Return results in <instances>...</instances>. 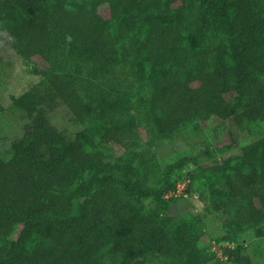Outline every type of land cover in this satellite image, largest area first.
I'll return each mask as SVG.
<instances>
[{
	"label": "trees",
	"instance_id": "1",
	"mask_svg": "<svg viewBox=\"0 0 264 264\" xmlns=\"http://www.w3.org/2000/svg\"><path fill=\"white\" fill-rule=\"evenodd\" d=\"M0 27L23 59L47 62L12 100L35 134L0 157V264H264L262 134L193 162L197 198L225 218L220 243L256 233L220 247L225 259L199 245V215L143 202H162L189 162L160 171L156 143L210 120L264 122V0H0ZM60 108L87 126L70 137L49 118ZM141 128L146 148L124 152Z\"/></svg>",
	"mask_w": 264,
	"mask_h": 264
},
{
	"label": "rangeland",
	"instance_id": "2",
	"mask_svg": "<svg viewBox=\"0 0 264 264\" xmlns=\"http://www.w3.org/2000/svg\"><path fill=\"white\" fill-rule=\"evenodd\" d=\"M99 11L103 17H109L106 7H100ZM45 66H47V62L39 57H32L29 60L23 59L12 48L6 32L0 27V103L3 107L0 111V157L3 160L11 157L13 145L29 140L35 134L31 127L32 116H26L13 105L12 100L39 82L41 77L36 74L35 70ZM49 118L58 129L70 137L87 126L73 123L61 108L49 115ZM214 122V120L200 122L201 129L198 132L190 126L170 138L156 143L151 148L160 171L167 164L178 162L183 158L189 162L182 169L173 173L172 179L175 181V187L163 195L162 202L156 204L151 197L144 198L143 202L146 207H158L169 216L190 217L199 215L203 234L199 245L209 253L216 251L218 255L219 248L224 247L228 242L231 245L236 243L250 244L255 239L256 233L242 228L234 242L223 241L220 243L223 237L228 235L224 226L225 218L212 209L210 211L205 210L207 204L202 203L197 198L198 193L206 192V189L200 184L203 178L196 172V166L193 162L196 165L211 163L233 153V151H238V148L250 138L256 137L259 133L264 136V122L254 125L246 118H238L233 121L234 123L232 122L233 124H228L229 129L226 131H220V127L214 126ZM228 130L232 133L231 137L226 134ZM211 131L213 132L211 133ZM121 147L128 154H135L144 150L146 147L143 129L124 136ZM118 151L121 152V150H117L116 153ZM160 179L161 173H157L150 182L155 183ZM20 228L21 225L16 226L10 238H15ZM260 239L258 242L254 241L256 245L253 243L257 254L264 250V242ZM216 261L213 259L207 264H215ZM151 264H158V262L154 261ZM256 264L259 263L256 262Z\"/></svg>",
	"mask_w": 264,
	"mask_h": 264
},
{
	"label": "built area",
	"instance_id": "3",
	"mask_svg": "<svg viewBox=\"0 0 264 264\" xmlns=\"http://www.w3.org/2000/svg\"><path fill=\"white\" fill-rule=\"evenodd\" d=\"M218 257L221 258V259H225V258H226V256L223 255V253H222V249H221V248H219V251H218ZM232 264H234V263H232Z\"/></svg>",
	"mask_w": 264,
	"mask_h": 264
}]
</instances>
